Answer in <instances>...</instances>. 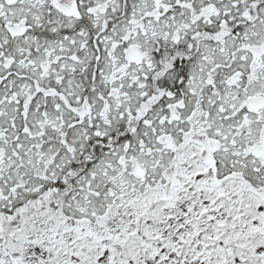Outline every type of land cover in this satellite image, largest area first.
<instances>
[{"label": "snow or ice", "instance_id": "snow-or-ice-1", "mask_svg": "<svg viewBox=\"0 0 264 264\" xmlns=\"http://www.w3.org/2000/svg\"><path fill=\"white\" fill-rule=\"evenodd\" d=\"M0 264H264V0H0Z\"/></svg>", "mask_w": 264, "mask_h": 264}]
</instances>
